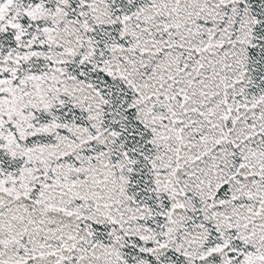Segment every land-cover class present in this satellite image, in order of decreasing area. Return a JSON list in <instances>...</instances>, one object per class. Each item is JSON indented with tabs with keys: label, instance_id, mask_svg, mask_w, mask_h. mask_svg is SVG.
<instances>
[{
	"label": "snow or ice",
	"instance_id": "1",
	"mask_svg": "<svg viewBox=\"0 0 264 264\" xmlns=\"http://www.w3.org/2000/svg\"><path fill=\"white\" fill-rule=\"evenodd\" d=\"M0 264H264V0H0Z\"/></svg>",
	"mask_w": 264,
	"mask_h": 264
}]
</instances>
